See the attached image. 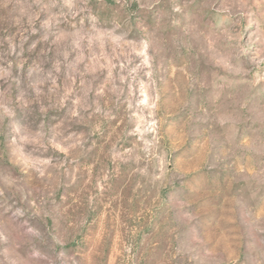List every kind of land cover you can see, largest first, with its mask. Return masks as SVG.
Instances as JSON below:
<instances>
[{
    "label": "rangeland",
    "instance_id": "374dc122",
    "mask_svg": "<svg viewBox=\"0 0 264 264\" xmlns=\"http://www.w3.org/2000/svg\"><path fill=\"white\" fill-rule=\"evenodd\" d=\"M0 264H264V0H0Z\"/></svg>",
    "mask_w": 264,
    "mask_h": 264
}]
</instances>
